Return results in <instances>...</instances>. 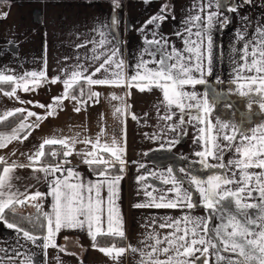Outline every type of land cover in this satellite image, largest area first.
<instances>
[{
	"label": "snow or ice",
	"instance_id": "1",
	"mask_svg": "<svg viewBox=\"0 0 264 264\" xmlns=\"http://www.w3.org/2000/svg\"><path fill=\"white\" fill-rule=\"evenodd\" d=\"M243 2L251 3V0ZM144 3H150V0H144ZM112 5L114 9L120 8V0H112ZM198 7L199 12H206V15H189L186 18L184 50H178L170 45L166 36L152 31L150 37H144L146 47L140 53L130 76L125 72L122 45L116 43L115 36L109 40L104 30L105 27H119L116 15L111 17L108 25H101L98 30L99 39L90 42L93 45L92 55L84 58L86 63L79 62L78 58L73 70H65L63 78L57 75L49 79L46 60L39 71H28L22 75L0 71V92L4 96L17 100L22 105L27 103L46 109L43 115L25 107L0 112V127L8 129L0 131V149L6 148L13 141L23 143L28 140L32 131L40 127V122L55 116L58 110L63 109L65 101L73 103L76 113L93 103H99L101 94L93 90L94 86L123 87L128 90L126 96L131 95L132 88L140 93L159 89L163 98L157 107V115L165 122L166 127L147 138L157 141L161 149L171 150L179 143V135L186 133H178L176 138H168L167 131L177 133L180 126L193 122L204 125L199 127L200 134L194 141L203 142V149L195 155L200 158L199 162L204 168L227 171L224 174L210 175L207 179L199 178L185 168L179 170L184 173L180 177L172 168H167L164 172L138 175L137 181L142 186L148 176H158L164 185L170 187L159 195H154V191L144 187L147 202L136 203L134 207L192 210L202 206L208 211V215L164 217L158 228L168 229L166 235L161 236L153 227L151 232L145 234L139 246L131 243L118 246L119 242L126 239L123 218L117 206L119 184L126 165V130L123 118L127 114L131 115L132 120H137L138 117L130 113L131 105L125 103L124 97L113 94L112 101L125 104L123 108L115 107L113 112V116L122 125L123 143L115 137L110 143H102L101 138L106 135V130L101 127L94 140L87 137L81 139L80 133L61 138H44L33 152L23 154L26 155L27 163H9L5 157L0 156V223L15 230L20 237L33 245L43 241L39 246L45 250V254L49 248H58L60 253L67 252L65 246L57 244V234L62 230H80L90 237L91 247L108 257L113 264H121L126 253L138 255L137 264H198L199 261L209 264L210 257L215 258V264H264V125L251 129L249 134L240 125L230 122L217 120L213 124L207 120L215 102L210 98L209 92L198 94L196 91H185V86L207 83L205 75L212 74V31L217 24L226 26L230 20L223 15L221 9L234 13L239 5L232 3L229 6L223 0H201ZM6 15L5 13L4 16ZM169 15V6L162 4L160 11L138 31L143 33L148 25L159 28L160 23L167 20ZM172 18L175 19L174 16ZM242 19L247 20V17ZM193 28L196 29L195 32ZM256 32L257 39L246 43L243 48V64L237 70V80H240V72L249 74L244 77V82L238 84V94L250 98L249 109L256 100L260 101V109H264V29L258 27ZM176 35L182 34L177 32ZM237 36L240 40L245 39L243 32H238ZM85 46L77 45L78 48ZM145 56L149 59H145ZM150 64L154 66L150 67ZM193 69L199 73V78L193 75ZM58 82L63 84V92L53 97L48 104L24 101L17 95L18 89L24 93L35 92L44 84L55 85ZM3 85H11V90L4 91ZM253 93L256 94L255 99L251 98ZM215 98L219 99V94H215ZM161 108L164 110L162 115ZM174 109L179 112L178 122H173L177 115ZM193 109L197 115H192ZM18 114L22 118L11 127L9 118L17 117ZM33 117L35 120L30 121ZM77 144L90 145L91 150L76 152ZM54 146H59V149ZM46 148L49 150L46 151ZM233 149L238 158L228 160L225 164L223 153ZM74 153L80 155L82 162L92 169L96 180L85 181L78 171L69 166L68 158ZM209 158L219 163H209ZM16 168H29L34 174H43L50 192H33L31 185L25 186L21 191L13 183L16 179ZM139 168L144 169L145 165L141 163ZM114 169L120 174L112 175ZM35 178L39 182L41 176L36 175ZM192 188L199 193L200 205L193 202L190 191ZM104 189L107 190L106 200L101 194ZM254 194H258V202H246L256 199ZM46 195L52 197L50 212L43 210ZM225 202L234 203L235 212ZM29 207L34 212L25 214L24 209ZM249 209H257L258 212L255 216H250ZM214 216L218 217L219 223L213 227L210 224ZM156 223V220L151 221L153 226ZM101 238H107L103 245ZM223 253L233 255L226 256ZM0 264H33V258L26 252L21 253L18 247L11 257L5 252L0 257ZM57 264H63V261L57 258Z\"/></svg>",
	"mask_w": 264,
	"mask_h": 264
},
{
	"label": "crops",
	"instance_id": "2",
	"mask_svg": "<svg viewBox=\"0 0 264 264\" xmlns=\"http://www.w3.org/2000/svg\"><path fill=\"white\" fill-rule=\"evenodd\" d=\"M224 4L231 6L232 3L239 5L236 12H229L222 8L221 12L230 18L226 26L217 24L213 31L212 46V74L205 75L206 84L195 86H185V91H196L202 94L209 92L210 98L215 100L212 112L207 120L213 124L217 120L230 122L234 125H240L246 132L251 133V129L264 125V109H260L259 100L248 108L249 97H243L238 94V84L244 82V77L249 73L240 72V80H237V70L243 64V48L246 43L257 39L256 29H264V0H251V3H244L243 0H223ZM201 0H150V3H144V0H120L121 7L114 9L112 0H0V71L5 74L22 75L28 71H39L43 62H47V75L49 79L60 75L63 78L65 70L71 72L73 66L78 62H85L84 58L92 55L91 41L99 39L98 30L101 25H108L113 15L118 16L119 27L113 26L111 29L105 27L107 38L111 40L113 36L117 38L116 43L122 45L121 55L125 61V72L127 75L133 74V69L137 63L140 53L146 47L144 37L152 31H158L166 36L170 45H174L178 50L185 48L184 39L186 34L185 20L189 15H206L199 12ZM162 4H167L171 15L164 22L160 23L159 28L155 25H148L145 31H138L146 22L160 11ZM212 10H215L214 8ZM7 14L6 17L4 14ZM175 17V19L172 18ZM247 17L243 20L242 17ZM196 29L193 28V32ZM180 32L182 35L177 36ZM238 32H243L244 40L238 39ZM195 39V36H193ZM84 44L85 47L78 48L77 45ZM65 57H68L65 60ZM159 58V57H157ZM145 59L149 57L145 56ZM194 63V61H193ZM98 66V65H97ZM154 66V65H149ZM193 75L199 78V73L193 69ZM48 84V83H47ZM47 84L40 87L41 95ZM63 86L57 83L53 87ZM4 91H9L11 85H3ZM52 85L48 91L51 93ZM94 91L100 92L99 103H93L81 112L76 113L71 101H65L64 107L60 110V115L69 116L72 120L73 132L80 133V138L85 137L95 139L99 134L100 128L104 127L106 135L101 138L102 143L111 142L113 137L121 140V122L114 116L115 107L123 108L125 104L120 101H112L113 94L124 97L125 103L131 105L130 113L135 114L138 119L132 120L131 115L124 116V129L126 130V153L125 171L122 174L123 179L119 184V198L117 206L123 218L126 239L119 242L118 246L131 243L133 246H139L147 232H151L153 227L161 236L166 235L168 229H159L158 224L164 217L179 218L183 215L207 216L208 211L202 206L192 210L185 208L164 209V208H135L134 204L147 202L144 195V187L149 191H154V195H159L170 185H164L158 176H148L142 186L137 181L138 175H147L149 172H164L167 168H172L174 173L180 177L181 168L189 170L199 178L207 179L210 175L224 174L227 170L220 168H204L195 155L197 151L203 149V142L195 143V139L200 134L199 127L195 122L185 124L178 128L177 133L166 132L168 138H176L178 133L179 143L171 150L161 149L155 140L148 139V135L159 133L165 128V122L160 120L157 115V107L162 100V93L159 89H153L150 93H140L137 89H131V95L126 96L127 89L123 87L112 86H94ZM3 92H0V112L8 111V103L2 98ZM219 94V99L215 98ZM35 94H32L28 100L35 102ZM58 96V94L56 95ZM252 99L256 94L251 95ZM45 99L44 96L38 98V101ZM48 98L45 99L47 101ZM47 103V102H46ZM48 104V103H47ZM227 105V106H226ZM25 108L43 115L44 109L34 107L31 104ZM41 110V111H40ZM175 110V109H174ZM163 108L160 114H163ZM173 122H178L179 112ZM147 113V116H145ZM192 115H197L196 110H192ZM188 117H185L187 120ZM35 118H31L34 121ZM72 124V125H73ZM44 122H40V129L43 132ZM78 128V131H77ZM37 130V129H35ZM147 134V135H146ZM214 134V133H213ZM121 143L123 141L121 140ZM221 143H223L221 141ZM238 144L239 141H236ZM59 149V146H54ZM91 150V146L84 144L76 145V152L81 150ZM49 150V149H48ZM46 149V151H48ZM223 162L227 164L228 160L237 159L238 156L234 149L223 153ZM62 159V158H61ZM70 165L78 171L85 180H96V175L92 169L82 162L80 155L74 153L69 158ZM135 162V163H133ZM12 163V162H11ZM19 163H27L21 161ZM144 164L145 168L140 169L139 164ZM209 163L217 164L219 161L209 158ZM234 171H237L233 169ZM260 171V169H253ZM117 170H113L112 175H117ZM40 175L41 179L37 182L35 176ZM59 175V174H58ZM16 179L14 185L20 188L31 185V191L40 190L42 193H49L50 187L44 180L43 174H34L29 168H16L14 171ZM187 187V185H185ZM192 192L193 202L201 204L199 193L194 189ZM102 196L107 198V190H102ZM256 199H250L246 202H258V194H254ZM229 209L235 212L234 203L228 204ZM52 197L46 195L43 201V210L51 211ZM250 216H255L257 209H249ZM156 220V225H151V221ZM219 223L218 217L214 216L210 226ZM65 237L68 239L65 240ZM58 245L65 246L67 252L60 253L58 248H49L45 250L39 246L43 241L33 245L26 242L13 229H8L0 223V257L5 255L9 257L19 247L21 253H28L33 258V264H57V258L63 261V264H113V262L104 254L91 247L90 237L86 232L80 230H62L56 236ZM69 253H75L70 255ZM226 256L233 255L223 253ZM199 255V254H197ZM164 257H161L163 259ZM139 256H133L126 253L121 260V264H137ZM198 264H202L199 261ZM209 264H215V258L210 257Z\"/></svg>",
	"mask_w": 264,
	"mask_h": 264
},
{
	"label": "rangeland",
	"instance_id": "3",
	"mask_svg": "<svg viewBox=\"0 0 264 264\" xmlns=\"http://www.w3.org/2000/svg\"><path fill=\"white\" fill-rule=\"evenodd\" d=\"M52 84L48 83V91L49 87ZM41 91L40 88H38L35 92H29L27 94H22L20 92V90H17V95L20 96V98L24 101H28L29 97L32 96V94H35V101H38V98L41 96H44L45 99H47V101H45V99H43L40 103H50L52 102V98L55 97L57 94L61 95L63 92V86H57V88L53 87L51 88V93H49L47 91V88L45 87V89L43 90V94L41 95ZM1 98V97H0ZM2 98L5 99V101H7L8 103V108L9 110H13L16 107H25L28 106L27 103L25 104H20L19 101L14 100L12 98L6 97L2 94ZM1 101V99H0ZM47 102V103H46ZM42 110V109H41ZM40 110V111H41ZM46 111V109L42 110L41 112L44 114ZM60 110H58L57 114L53 117H48L46 120H44V129L43 132L40 128H38L37 130H33L31 136L29 137L28 140L24 141L23 143L17 142V141H13L12 143L8 144V146L6 148L0 149V156L5 157L9 163H19L21 161H27L26 160V155L23 154H30L31 152H33L35 150V148L38 146L39 143L42 142V140L44 138H61V137H68V136H72L73 132H75L76 130H73V126H75L72 122V120L70 119L69 116H65V115H60ZM34 118V117H33ZM31 121V118H30ZM73 124V125H72ZM14 127V126H13ZM8 129H3L1 131H7ZM78 131V128H77ZM48 150V148H46Z\"/></svg>",
	"mask_w": 264,
	"mask_h": 264
},
{
	"label": "trees",
	"instance_id": "4",
	"mask_svg": "<svg viewBox=\"0 0 264 264\" xmlns=\"http://www.w3.org/2000/svg\"><path fill=\"white\" fill-rule=\"evenodd\" d=\"M10 90H11V88H10ZM10 90H9V91H10ZM21 118H22V117H20L19 114L17 115V117L9 118L10 126H11V127L15 126L16 123H19V119H21ZM3 129H6V128H4V127H0V131L3 130ZM61 158H62V157H60V159H61ZM24 212H25V214H29V213H31V212H34V209H32V208L29 207V208L24 209ZM106 239H107V238H101L100 242H101L102 245L105 243ZM122 245H123V243L121 244V246H122Z\"/></svg>",
	"mask_w": 264,
	"mask_h": 264
},
{
	"label": "flooded vegetation",
	"instance_id": "5",
	"mask_svg": "<svg viewBox=\"0 0 264 264\" xmlns=\"http://www.w3.org/2000/svg\"><path fill=\"white\" fill-rule=\"evenodd\" d=\"M20 92H21L22 94H27V93H24V92H23V91H21V90H20Z\"/></svg>",
	"mask_w": 264,
	"mask_h": 264
}]
</instances>
